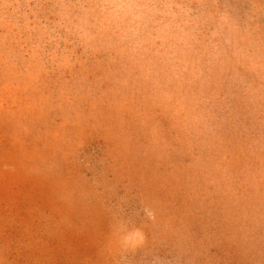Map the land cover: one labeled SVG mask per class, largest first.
Masks as SVG:
<instances>
[{"label":"rangeland","instance_id":"rangeland-1","mask_svg":"<svg viewBox=\"0 0 264 264\" xmlns=\"http://www.w3.org/2000/svg\"><path fill=\"white\" fill-rule=\"evenodd\" d=\"M0 264H264V0H0Z\"/></svg>","mask_w":264,"mask_h":264}]
</instances>
